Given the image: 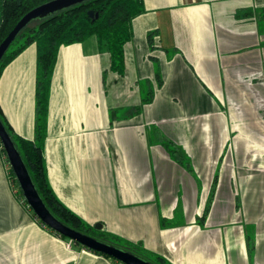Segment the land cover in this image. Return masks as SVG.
<instances>
[{"label":"crops","instance_id":"crops-1","mask_svg":"<svg viewBox=\"0 0 264 264\" xmlns=\"http://www.w3.org/2000/svg\"><path fill=\"white\" fill-rule=\"evenodd\" d=\"M124 54L120 73L95 34L60 45L43 142L54 191L173 264H264V0H144ZM36 74L35 42L0 72V116L27 137ZM8 162L0 147V264L123 263L42 222Z\"/></svg>","mask_w":264,"mask_h":264},{"label":"trees","instance_id":"trees-1","mask_svg":"<svg viewBox=\"0 0 264 264\" xmlns=\"http://www.w3.org/2000/svg\"><path fill=\"white\" fill-rule=\"evenodd\" d=\"M42 1L44 0H0V41L27 10ZM90 8L98 14L91 16L88 12ZM143 9L144 0H83L74 3L46 16L31 19L19 30L0 59L1 72L3 67L27 44L36 43L37 74L34 137H27L14 131L9 122L3 121L19 148L38 191L52 212L71 226L104 240L107 237L105 231L85 220L64 203L54 191L47 177L43 142L47 130L51 79L60 45L83 40L91 34H95L107 44L111 54V68L123 73L125 69L124 44L131 38L133 17ZM149 34L151 35V32ZM166 145L175 157H178L185 164L188 163L182 146L174 143L172 139H167ZM0 147L5 153L1 138ZM8 169L10 176L16 178L11 165L8 166ZM20 194L22 195L21 191ZM24 201L26 202L25 199ZM54 230L60 233L56 229ZM60 234L67 237L65 234ZM112 235L121 237L116 233H112ZM140 246L142 247L141 244ZM142 248L155 254L156 261L154 262L173 264L162 254ZM96 251L112 256L100 250ZM122 264L127 263L123 262Z\"/></svg>","mask_w":264,"mask_h":264},{"label":"water","instance_id":"water-1","mask_svg":"<svg viewBox=\"0 0 264 264\" xmlns=\"http://www.w3.org/2000/svg\"><path fill=\"white\" fill-rule=\"evenodd\" d=\"M80 1L83 0H44L27 10L17 20L14 26L6 34V36L0 41V59L3 56L4 52L7 50L12 40L15 38L16 34L19 32V30L23 26H25L31 19L46 16L54 11ZM88 12L91 16L98 14L97 12L94 13V10L92 8L88 9ZM0 138L25 199L34 210L36 215L40 217L43 222L56 229L60 233L73 238L74 241L80 242L90 248L108 253L120 259L124 263L158 264L152 260L140 256L139 254L127 248L121 247L115 243L109 242L107 240L98 238L95 235L79 230L60 219L57 215L54 214V212H52V210L48 207V205L42 198L23 159V156L1 116ZM95 226L97 228H100L102 226V223L100 221L96 222Z\"/></svg>","mask_w":264,"mask_h":264},{"label":"rangeland","instance_id":"rangeland-1","mask_svg":"<svg viewBox=\"0 0 264 264\" xmlns=\"http://www.w3.org/2000/svg\"><path fill=\"white\" fill-rule=\"evenodd\" d=\"M149 92L150 91L148 89L147 90L146 89L142 90L143 96H146ZM105 233L107 235L105 240H107L109 242H112V243H115V244H117V245H119L121 247L127 248V249L139 254L140 256H142L144 258H147V259L152 260V261H156L155 254L143 249L140 246L139 242H134L132 240L126 239L123 236H121L120 238L116 237V236H113L112 232L111 233L110 232L109 233L105 232Z\"/></svg>","mask_w":264,"mask_h":264},{"label":"built area","instance_id":"built-area-1","mask_svg":"<svg viewBox=\"0 0 264 264\" xmlns=\"http://www.w3.org/2000/svg\"><path fill=\"white\" fill-rule=\"evenodd\" d=\"M9 164L8 165H10V162H8ZM11 181H12V185H13V187H14V190H16V191H18V192H20L21 191V193H22V190H21V187H20V185H19V183H18V180L16 179V178H13L12 176H11ZM22 195H23V193H22ZM23 199H25V197H24V195H23ZM26 200V199H25ZM73 238H71V237H69L68 238V243L69 244H71L72 242H73Z\"/></svg>","mask_w":264,"mask_h":264}]
</instances>
